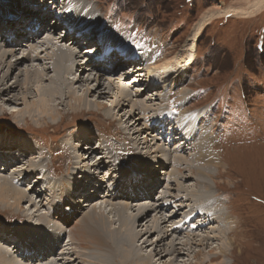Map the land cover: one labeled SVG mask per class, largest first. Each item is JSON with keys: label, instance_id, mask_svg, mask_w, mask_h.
Segmentation results:
<instances>
[{"label": "rangeland", "instance_id": "1", "mask_svg": "<svg viewBox=\"0 0 264 264\" xmlns=\"http://www.w3.org/2000/svg\"><path fill=\"white\" fill-rule=\"evenodd\" d=\"M1 1L3 2L0 4V16H7H5L4 19L2 18L0 25L6 22L5 24H8L7 27L9 26V29L14 28L16 34L20 33L22 30V35L21 33L19 35L21 36L19 44L26 41V37L29 38L28 34L34 32L33 27H31V30L28 32L27 29L30 27L28 28L25 26L33 17L34 11L30 8L34 6L40 8L41 2L36 0L37 2L34 1L32 3L34 5L29 6L26 5L24 0H12L10 4L7 3L10 2L9 0ZM86 1L89 2L93 10L97 12L98 21L101 24V31L97 32L99 33L98 36H100L102 32V44L108 45L109 39H106L108 36L112 39L117 38L122 47H117L116 49L120 51L119 53H124V59L126 57H133V62L140 63L141 59L144 60L145 58L149 59L152 57L148 48H160L162 54L160 53V55L155 58L154 62L160 59L167 60L168 58H172V65L178 66L180 60L187 56L192 62L181 69L175 85L168 87L164 85L163 88L158 90H144L147 84L146 81H137L138 76L134 70L139 66H137L138 64L136 63L133 68V75H130V73L129 75L124 74L129 71V68L133 67L134 63L131 62V59L130 62H128L129 64H127V61H121L123 58H121V60L116 59L113 64H110L109 68L115 69L117 72L123 69L120 71V74L122 73L120 76H113L115 72L107 73L102 76L95 75L92 69L91 71L85 69L82 73L77 71L75 74L73 73L75 76L73 74L72 76L69 75L70 84L72 85L68 88L70 90H68L65 95H58L59 99H52L50 101L53 107L55 106L56 108L52 110V113L56 114L54 121L45 115H41L35 108L33 109V107L47 104V102L42 101L44 100L43 96L40 95L35 87L38 84L40 86L50 84L48 82V74L50 73L43 75L42 79L35 81L34 85L28 87L26 91L30 92L29 94L24 92L22 87L19 88L18 85L11 86V90L14 89L12 91L8 88L15 79H21L20 77H22L23 74L21 75L19 71H22V73L24 72L21 68H29V66L33 64L41 66L47 59H43L44 61L39 64H18L19 66L17 65V67L20 69H15L14 66L11 69L7 67L3 69L0 67V78L2 77L1 83H4L0 86V142L6 144L0 145L1 148L4 146L3 151H0V168H2L0 169V173H5V175L13 173L14 175L15 171H26L21 165L16 169L11 166L7 168L6 165H4L11 155L19 158L18 160L21 162L26 161L29 162V164H37L33 165V168H35L34 170L38 177L46 176L48 179L51 178L50 170H52V163L54 164L53 160L55 159L56 163L60 165L57 168L60 173H65L67 169H73L72 165L74 164L75 156L72 155L73 153L75 154V152L68 149L64 142V140H67L68 136H73L75 139L74 145L75 150H78L77 156H81L83 154L81 152L86 151L85 155H89V160L85 161V163L92 164L94 159L99 158L100 151L97 147L101 146L102 148H106L107 143L118 141L115 137L117 133L130 135L128 137L132 142H134V140L137 142L142 140V135H138L139 133L132 135V130H126L125 128L126 125L128 126L134 122V116H136L135 109L132 110L129 105L131 99L136 101L137 106L144 104L148 109H159L161 106H164V108L170 112L174 111L172 106L185 105V101H187L185 97L190 96L187 103L192 107L189 113L195 115V117L191 119L193 125H197L198 118L204 113L202 120L198 122V127L206 131H212L213 133L211 138L217 145V149H215L213 153L216 166L208 165L203 159V155L201 157L200 154L199 157L189 158L188 162L195 161L199 167H202L204 171L208 173L207 176L192 174L193 171L190 170L191 168L187 167L189 170L185 169L182 172L185 179H178L171 176V172L173 171L171 166L165 167L169 175L151 174V176L153 175V177H151L150 174H146L143 178L134 179V181H140L145 180V178H152V180H147L150 186H146V190L151 191V196L149 195V198L143 197L138 201L136 199L130 200L117 197L113 202H129L135 207L137 203L146 202L148 203L147 206H150L157 201L160 194L166 197L170 194L169 197L181 195L182 193L178 192L177 189V182L182 184L188 191L199 193L200 197L204 199H210L211 197H219L221 199V195V200L225 203L223 204L220 201L224 206L222 211H225L223 214L226 218H230L229 223L233 227L231 229L232 231L230 234L226 233L223 235L221 239L209 240L211 242L210 246H193L195 250L201 251V255H198L197 258H204L202 256L206 257L207 254V257L202 260L205 261L206 264H264V0ZM4 3L7 4L8 9H5ZM16 11H20L19 15ZM1 28L2 27H0V34L3 36L7 33V30L6 28ZM97 32H92L96 35H93L89 41L88 37H86L84 39L79 38L80 40L77 39V41L74 42H78V44H76V47L73 46V49L78 50L80 53L76 59H73V64L77 63L75 62L76 60L84 61V57H89L92 60V55H94V59L102 58L95 56V53L99 54L104 51L103 47L98 44L100 38L97 36ZM40 33H42V31H39L34 36ZM44 33L47 32L44 30L43 34ZM59 35L60 33H57L55 36ZM71 36H73V34H71ZM195 37H197L196 41L194 40ZM41 40L42 38L40 41ZM1 43L3 44L2 41ZM193 43L195 47L190 48ZM91 44L96 48L93 49V46H91L92 49L90 52L92 54H89V52L86 54L85 52L90 49L88 47ZM128 45L138 46V48H133L131 46L130 50L123 51ZM11 46L16 49L15 45L11 44L10 47ZM35 46L36 48H40L46 45L43 46L41 43H37L33 47ZM113 48L114 47H112V49ZM186 48L188 49L186 53H184ZM23 49L26 51V47ZM73 49L71 50V54L74 52ZM109 49H111V47ZM116 49H114L112 51L113 54L109 56L110 60L115 57L114 52L117 51ZM131 50H136L137 57L131 53ZM18 53L24 54V51H15V55ZM7 60L8 57L5 61ZM91 60L88 63H91V65L93 64L94 68L98 69L96 66L98 62L92 63ZM117 62L123 63L122 65H117ZM143 66H145V64ZM6 69L9 71L8 75H3ZM96 76L99 77V79L96 78ZM71 77H73V79L75 78V80L71 79ZM93 77L96 78V81L92 80ZM125 78H127V80ZM132 80L133 83H131ZM107 82H110L111 85ZM128 82L131 83V85L125 86L128 91L139 92L135 93L137 95L131 93V95L127 97V101L123 102L124 106L115 105L118 98H116L117 95L115 94L114 88L117 87V85H124ZM85 86L86 89H84ZM2 87H7L8 91H4ZM7 88H5V90ZM83 89L85 91H83ZM72 90L74 91L72 92ZM157 93L158 95H156ZM75 95L81 96V100L75 101ZM159 95H162L163 101H160ZM175 97L184 99L179 101L176 100ZM169 100H171V103ZM97 103L101 104V106H95ZM192 103H194V105ZM152 106L156 108H149ZM194 109L195 111H191ZM175 114L179 115L178 112ZM127 118L128 120L126 121ZM136 123L137 122H135V124ZM143 125L144 122L141 120L138 125H134L133 129L138 131ZM139 131L141 132V130ZM85 137H87V139H85L84 142H86L85 144L87 146L85 145L81 148L79 146L83 143L80 139ZM131 138H133V140ZM191 138L192 137H190V139L187 138L188 142H193ZM168 139L171 140V138ZM173 140H175L173 141V144L175 143L174 146L178 145L177 140ZM181 141L184 142V140ZM159 143L162 144L161 142L156 143L157 145L150 141L149 143L148 141L146 142L147 147L144 150L148 151L149 156L145 157L143 160L144 163H146L149 158L154 157L153 152L156 150L157 146L160 145ZM142 144L143 142L138 145L139 152L143 149L141 147ZM219 145H223L224 150L219 151ZM164 147H168V145L165 144ZM188 147L187 144L184 149L185 151L178 154L183 156V158L190 155L195 157L197 153L189 151ZM10 148L13 149L12 152L4 153V150L10 151ZM17 149L21 151V155L16 153ZM42 153L44 154L42 155ZM90 156L93 157L91 158ZM47 163H49L50 168L45 165ZM1 164H3L2 167ZM194 164L195 163H193V167L196 165ZM85 167L89 168L88 165ZM110 168L107 164H105V167L101 166L100 169L103 172L99 177L107 179V170ZM126 169L127 168L120 169V171L123 170L122 174L128 173ZM149 173L151 172L149 171ZM24 174H26V172H24ZM38 177L31 175L28 179H25L30 182H25V185H21V188H28L27 193L32 199L37 200L38 205L36 207L34 205L29 207L31 203L24 202L21 203L20 206L15 207L13 204L14 199L9 196L4 198V201L0 200V227H5L7 230L10 229L9 231L12 233V229L20 224L19 227L26 230V225H21L22 222L27 221L24 211L35 213L36 209L37 213H43V208L40 205V203H42V197L38 196V194H40L41 185L34 186L38 182ZM198 181H204V185L199 184ZM133 189L135 191L137 190L136 187ZM143 192H146L145 189ZM90 193L92 194V191ZM137 193L140 195L142 191L137 190ZM91 194L86 197L83 195L82 200L86 202L93 199ZM167 199L171 201L174 200V198ZM100 201H103V205L107 204V202H112L103 199ZM98 205L101 204L99 203ZM105 210L106 212L108 211L107 208H105ZM131 212L133 214L136 213L135 210H131ZM171 213H173V207H171L170 211L166 212V214ZM143 215L144 217L142 218L139 215L135 216L137 231L142 230L143 225H150L154 220H156L158 228H160L161 225L162 228L160 229H164L161 220L154 216V212L151 211L149 207L148 211L144 212ZM184 217L185 215L183 212H179L173 217L172 222H182L185 220ZM78 219L80 220V218H77L76 221H79ZM219 223L224 225V222L220 221ZM67 229L69 230L70 228L65 227L66 232H68ZM2 232L0 231V236L4 235ZM201 232L204 233L203 231ZM209 235L211 234L209 233ZM16 236L19 237L21 234L16 233ZM169 236L174 238L181 237L180 235ZM8 237L10 238V236ZM144 238H147V236L143 235L137 242L138 247ZM152 238L153 236L147 239L152 241L154 240V238ZM15 239L18 240L17 238ZM229 240L233 241L234 244L232 246V254H227L224 258H214L213 262L209 263L207 260L211 255L217 253L219 248L223 246L228 247V249L230 248V245H227ZM161 241L162 240L159 242ZM164 242H155L153 245H149L148 242H145V244H142L141 252L143 254L150 253V249H152L153 252L154 250L158 251L161 247L166 245ZM8 244L9 241L3 242V245L9 247L13 254L22 252V249L17 248L19 247L18 244L14 248H11L12 245L9 244V246ZM31 244L32 243L28 241L26 243V245L33 250ZM68 246L70 247V245H67V247ZM80 246L82 245L80 244ZM75 248L78 249L76 245ZM19 250H21V252H19ZM85 250L87 251L88 249ZM182 251L185 252L179 255H165V257L169 255L168 259L167 257H162L160 259L153 257L152 260L154 264H161L166 260L167 262L169 261V264H175V262H190V264L200 263L199 261L201 258H193V256L187 254L189 252L186 250ZM58 253L59 252H57L56 255L60 258V253ZM77 254H80V252H77ZM22 255L26 256V254L17 256L19 257ZM31 259H35V257ZM26 260L30 261L29 258H26ZM37 260L38 259L34 261L37 262ZM20 261L24 262L23 260ZM69 264L72 263L69 262ZM74 264H78V262ZM79 264H83V262H79Z\"/></svg>", "mask_w": 264, "mask_h": 264}, {"label": "bare ground", "instance_id": "2", "mask_svg": "<svg viewBox=\"0 0 264 264\" xmlns=\"http://www.w3.org/2000/svg\"><path fill=\"white\" fill-rule=\"evenodd\" d=\"M9 1L10 2L7 3H12V0ZM27 1L29 2L31 0H24L25 3H27ZM34 1L36 0H32V3ZM49 1L50 0H47L46 3L40 4L41 13L46 11L47 15H49L55 11L54 9H51L55 8V6L47 4ZM32 3H28L30 4L29 6L34 5ZM54 4L59 8V14L63 19L61 22L65 21L70 25V32L67 30L64 34L61 28L52 26L49 31H46L47 33H44L45 35L42 32L37 36H32L31 38L26 37V41H20L22 44H19V39L21 38L19 35L22 30L20 33L17 32L18 34H16L15 29H9V26L7 27L8 24H5L6 22L3 23V25H0V27L4 29L6 28L7 30L5 35L1 36L0 34L1 68L4 69L7 67L11 69L14 66V68L17 69L18 64H39L44 61L43 59H47L41 66H36L33 64L32 66H29V68H21L24 70L23 73L22 71L18 70L21 75L23 74L22 77H20L21 79H15V81L12 82L8 88L10 91H12L14 89L11 90V86L18 85L19 88L22 87V90L29 94L30 92L26 91L28 87L34 85L35 81L42 79L43 75L50 73L48 74V82L50 84L46 86H40L38 84L35 87L40 95L43 96L44 100L42 101L47 102V104L39 107H33V109L35 108L37 112L43 116L45 115L52 121L55 120L56 115L55 113H52V110L56 108L55 106L53 107L50 101L52 99H59L58 95H65L66 92L70 90L68 88L72 85L70 84L69 75L72 76V74H75L77 71L82 73L85 69H87V71H91L92 69L95 75L102 76L107 73L115 72V75L113 76H120L122 74H120V71L123 70L121 69L119 72H117V70H113L111 68L105 70L104 68L97 67L98 69H96L94 68L93 64L91 65V63H88L91 60L89 57H84V61L76 60L75 62L77 63L73 64V59H76L80 53L78 50L73 49V46L76 47V44H78V42H74L77 41V39L80 40L86 37H88L89 41L93 35H96L95 33H92L93 31H101V24L98 21L97 12L93 10L90 3L86 0H54ZM3 5H5V9H8L6 3ZM16 12L19 14L20 11ZM43 23L47 24V22H42V24ZM35 24H38L37 28L40 26L41 29L43 28L42 24H40L38 21H36ZM43 29L45 30L46 28ZM30 30L31 27L27 29L28 32ZM57 33H60V35L55 36ZM71 34H73V36H71ZM97 35H99L98 32ZM41 38L42 40L40 41ZM196 38L197 37L194 39L195 41ZM106 39H109L107 46L108 49L111 47V51L117 47H122L117 38L112 39L110 36H108ZM37 43H41V45L46 46L40 48H36V46L33 47ZM11 44L15 45L16 49H14L13 46L10 47ZM91 46H93V49L96 48H94V45L91 44L88 47L90 49L86 50V54L88 52L89 54H92L90 52L92 49ZM24 47H26V51L23 49ZM112 47L114 48L112 49ZM192 47H195L194 43L190 48ZM188 48H186L184 53H186ZM72 49L74 50L73 54H71ZM22 50L24 51V54L18 53L15 55V51L21 52ZM148 51L152 54L153 58L150 57L149 59H141V62L137 63L140 68L137 67L136 70H134L138 76V82L146 81L147 87L144 88V90H158L163 88L164 85L167 87L175 85L181 69L192 62L188 56L181 59L178 66L172 65V58H168L167 60L160 59L159 61L154 62L155 58H157L161 53L160 48H148ZM7 57L8 62L5 61ZM128 59H131V62L134 61L133 57H128ZM127 60L123 58L121 61ZM122 63L117 62V65H122ZM127 64L129 63L127 62ZM144 64L146 67L143 66ZM133 68L134 65L133 67L129 68L127 73L124 74L129 75L130 73V75H133ZM8 72V69H6L3 75H8ZM1 78L0 86L1 84H4L1 83ZM96 78L99 79L97 76ZM96 78L93 77L92 80L96 81ZM71 79H73V77H71ZM125 79L127 80V78ZM73 80H75V78ZM107 83L110 84V82ZM129 83L130 82L124 85L121 84L124 88L121 85L116 84L117 87H115L114 90L116 92L115 94L117 95L116 98H118V101H116L115 105L124 106L123 102L127 101V97L130 96L131 93L133 95H137L135 93L139 92L128 91L125 86L131 85L133 80L130 84ZM2 88L4 91H8L7 87ZM5 88L7 89L5 90ZM84 89H86V86ZM84 89L83 91H85ZM73 91L74 90H72V92ZM156 95H158V93ZM74 97H76L75 101L81 100V96L79 95H75ZM159 99L160 101L164 100L162 95H159ZM175 99L182 101L184 98L175 97ZM185 99L188 101L190 96H186ZM170 101L171 100H169V102ZM187 101H185L186 104L183 106H172L174 111L178 112L179 114L176 115L173 113V111L169 112L164 108V106L161 105V108L159 109H148V107L144 104H138L139 106H137L136 101L131 99L129 101V105L132 110L135 109L136 116H134V122L128 126L126 125L125 128L126 130H132V135L139 133L138 135L143 136L141 141L144 145H140L143 148L141 152H139L138 146L140 143H142L140 140L139 142L135 140L132 142L128 137L130 135L117 133L115 137L118 139V141L116 140L115 142L107 143L106 148L98 146L97 148L99 149V153L101 155L99 154V158L94 159L92 164H88L85 163V161L89 160V155L86 156V151H83L81 152L83 153L81 156H77L78 150H75V139L73 136H68L67 140H64V142L66 143V147L68 149H71L75 152V154L73 153L72 155L75 156L74 164L72 165L73 169H67L65 173H60L57 170L60 165L56 163L55 159L53 160L54 164L52 163V170H50V180L46 176H36L33 165L37 164H29V162L26 161L21 162L18 160L19 158L9 155L10 158L4 164L7 168L11 166L12 168L14 167V169H16L21 165V167H24L26 171H15L14 175L13 173L9 175L0 173V200L4 201V198L9 196L10 198L14 199L13 204L15 207L20 206L21 203L24 202L31 203L29 207H31V205L36 207L38 205L37 200L30 197V195L27 193L28 188H21V185H25V182H30L25 179H28L32 175L34 177H38V182L34 186L41 185L40 194H38V196L42 197V203H40V205L43 208V213H37L36 209L35 213L37 214L34 212L31 213L29 211H24L27 221L22 222L21 225H26L25 229L27 231L24 230V228L19 227L20 224L16 225V227L12 229V233H10V229L7 230L5 227H0V231H3L2 233H4L3 236H0V264H69V262L72 264L75 262H78V264L79 262H83V264H154L152 260L153 257L160 259L165 257L167 254L179 255L185 252L182 250H186L189 252L187 253L188 255L193 256V258H197L198 255H201V251L195 250L193 246H210L211 242L209 240L219 238L221 239V237H223V235L226 233L230 234L233 227L229 223L230 218H226L223 214L225 211H222L224 206L221 204V202L223 204L225 203L221 200L222 196L220 195L221 199L219 197L204 199L203 197H200L199 193L188 191L182 186V184L178 182L176 183L177 189L178 192L182 193L181 195L169 197L171 195L170 194L166 197L164 195L161 196L162 194H160L157 201L152 203L153 205L151 204L150 206H147L148 203L146 202L137 203L135 204L137 205L136 207L132 206V204L129 202H113L115 198L117 199V197H123L130 200L136 199L138 201H140L143 197L149 198L151 191L146 190V186H150V183L147 180H152L151 177H153V175L151 176V174L169 175V173L165 170V167L171 166L173 170L171 172V176H174V178L178 179H185L182 172L185 169L189 170L187 167L191 168L190 170L193 171L192 174L207 176L208 173L204 171L202 167H199L195 161L188 162L189 158L199 157L200 154L201 157L203 155V159L208 165L216 166V160H214L215 158L213 157V153L215 152L214 150L217 149V145L211 138L213 133L212 131H206L203 130V128L198 127V122L202 120L204 113L198 118L197 125H193L191 119L194 118L195 115L189 113V110L192 107L188 105ZM192 104L194 105V103ZM95 106L100 107L101 104L97 103ZM149 108L156 107L152 106ZM127 120L128 118L126 121ZM141 120L144 122L143 127H140L141 129L139 128L141 132L139 130L135 131L133 129L134 125H138ZM135 122L137 123L135 124ZM190 137H192L191 139L193 142H188ZM168 138H171V140ZM85 139H87V137L80 139L82 140L83 144H81L79 147L82 148L86 145V142H84ZM131 139L133 140V138ZM173 139L177 140L178 145L174 146L175 143L173 144V141L175 140ZM146 140L148 143L150 141L153 142V144L158 142H161L162 144L159 143L160 145H158L156 150L153 152L154 157L149 158L146 163H144L143 160L145 157L149 156L148 151L144 150L147 147ZM181 140H184V142ZM1 144L6 145L5 143L0 142V145ZM12 144L15 143L13 142ZM163 144L168 145V147H164ZM187 144L189 146V151L197 153L196 156L194 154L195 157L190 155L186 158H183V156L178 154L185 151L184 149ZM8 146L12 147L11 145ZM3 148L0 146V151H3ZM218 148L219 151L224 150L223 145H219ZM12 150V148H10V151L4 150V153L12 152ZM20 152L21 151L17 149L16 153L21 155ZM43 154L44 153H42V155ZM90 157L92 158L93 156ZM193 163H195L197 166L194 164L195 166L193 167ZM105 164H107L109 168L111 167L109 170H107V179L99 177V175L103 172L100 167H105ZM2 165L3 164H1V167ZM45 165L50 168L49 163ZM87 165L89 168L85 167ZM121 168H127L126 171L128 173L122 174L123 170L120 171ZM149 171L151 173H149ZM24 172H26V174H24ZM146 174H150L151 177L145 178V180L134 181V179L143 178L146 176ZM203 182L198 181V183L201 185H204ZM135 187L137 190H141L143 194L141 193L138 195L137 190L135 191L133 189ZM122 188H125L126 191L121 190ZM144 189L146 192H143ZM91 191L92 194L90 193ZM89 194L92 195L93 199L84 202L82 200L83 195L86 197ZM167 198H174V200L171 201ZM101 199L112 202H107V204L103 205V201H100ZM97 203H100L101 205H98ZM148 207L154 212V216L161 220L164 229H160L162 228L161 225L160 228H158L156 220H154L150 225H143L142 230H136L137 221L135 216L139 215L141 218L144 217L143 213L148 211ZM171 207H173V213L166 214L167 211L171 210ZM105 208L108 209L107 212ZM131 210H135L136 213L133 214ZM179 212H183L185 215V220L182 222L173 223V217ZM77 218H80V220L78 219L79 221H76ZM220 221L224 222V225L220 224ZM65 227L70 228L69 230L67 229L68 232H66ZM16 233L21 234V236H16ZM209 233L211 235H209ZM143 235L147 236L149 239L151 236H153L154 240L149 241L147 238H144L138 247L137 242L142 238ZM169 235H180L181 237L174 238ZM8 236H10V238ZM160 240H162V243L165 241L164 243H166L167 246L165 245L164 247H161L160 250L157 248L158 251L154 250V252L152 249H150V253L143 254L141 252L142 244H145V242H148L149 245H153L155 242L161 243L159 242ZM5 241H9V244L12 245L11 248H14L18 244L19 247L17 248L22 249V252L19 250L21 253L13 254L9 247H5V245H3V242ZM27 241L32 243L31 247L33 250H31L26 245ZM74 244L78 247V249L75 248ZM80 244L82 246H80ZM67 245H70V247H67ZM227 245H230L229 249L226 246L219 248V251L214 253V255H211L207 261L212 263L214 258H224L227 256V254H232V246L234 245L233 241L229 240ZM85 249L88 250L86 251ZM57 252L60 253V258H58L56 255ZM77 252H80V254H77ZM21 254H26V256H17ZM32 257H35V259H31ZM202 257L206 258L207 254L206 257ZM26 258H29L30 261H27ZM204 258H201L199 264H206L205 261H202ZM36 259H38L37 262L34 261ZM20 260H23L24 262ZM161 264H169V261L167 262L166 260ZM175 264H190V262H175Z\"/></svg>", "mask_w": 264, "mask_h": 264}]
</instances>
